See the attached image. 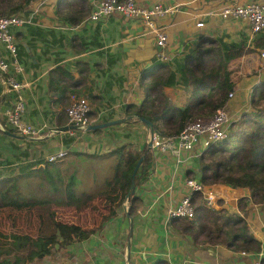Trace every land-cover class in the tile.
Here are the masks:
<instances>
[{
  "label": "crops",
  "instance_id": "0c3cea01",
  "mask_svg": "<svg viewBox=\"0 0 264 264\" xmlns=\"http://www.w3.org/2000/svg\"><path fill=\"white\" fill-rule=\"evenodd\" d=\"M88 1L92 6V0ZM226 1L248 0H138L142 5L159 2L164 6H177L173 12L155 20V24L164 26L166 33L163 52L167 59L161 60L154 56L158 50L154 37L146 42L144 34H151L144 33L145 27L130 17L112 14L102 20L89 22L85 20V16L78 23L70 24L54 13V0H48L46 8H42L40 3L32 2L27 10L31 15L30 22L14 31L18 44V61L23 70L17 75L18 80L23 83L20 92L26 102L23 118L33 124L45 123V131L58 126L52 96L46 89L48 71L57 63H64L76 76L77 67L73 65L74 61L87 63L86 85L83 86L85 89L82 94L86 95L87 91H91L98 101L92 102L95 105V114L90 117L91 124L98 123L100 115L111 116L112 119L124 117L123 104H138L142 98L141 88L138 87L131 96V87L135 90V86H138L139 72L151 60L168 63L169 69H173V60L183 59L188 53L186 51L190 50L187 48L193 42L202 40L205 46L217 44L220 53H235L224 62L225 74L232 84V96H227L223 107L231 116V121L237 120L249 108V97L254 85L264 84V71L259 66L258 58V50L264 46V31L252 32L247 21L243 19L222 18L215 9ZM255 1L264 6V0ZM198 20L202 21V26H196ZM71 35L75 36L77 43H84V49L79 53L69 47ZM111 76L118 77L119 81H114ZM3 88L0 78V122L6 99L9 97ZM163 91L175 105L181 106L184 103L186 92L183 84L165 87ZM171 95H174L173 98ZM65 122L66 120L62 121L60 126ZM137 123L106 126L95 133L89 129L76 128L70 129V132L59 129L64 132L56 131L55 134L44 131L32 139L2 129L0 171H3L2 161L7 162V166H12V163L23 164L26 160L41 159H35L38 154L32 155L31 150L38 148V151H45L46 142L56 150L69 144L74 145L77 139H89L103 134L101 139L108 144L109 134H116L117 127L121 130L135 128L136 131H143L145 126L140 124L142 127L138 128ZM68 137L75 139L73 143H64V139ZM87 148L86 146L85 149ZM197 161L194 159L192 162L197 165ZM152 164L147 179L134 188L133 194L140 202L132 217L121 208L119 212H123L124 216H113L94 229L92 212L83 214L79 209H74L68 216L62 209L65 206L75 208L78 201L86 197L70 202L46 200L23 205L6 204L0 206V233L6 236L26 235L28 238L48 235L54 231V220L92 230L86 239L60 248L53 255L44 256L42 264H148L151 259L148 255L144 259L140 257L139 261L131 262V257L136 253H131L135 250L130 249L134 240L144 241L146 237L147 244H155L154 252L160 257H166L171 264H253L257 254L232 250L223 244L193 242L187 234L182 238L175 234L169 228L168 209L178 202L185 191L182 181L185 175L182 172L184 166L179 170L170 161L153 159ZM191 169L190 163L187 172L191 173ZM231 191H226L227 205L234 207L236 202L238 205L239 199L234 202L235 195L241 196L245 201V209L241 211L238 205L237 212L234 213H239L244 218L252 235L260 241L259 254H263L264 203H253L250 193L242 195L240 188H232ZM56 208H59L58 212ZM250 218H256L258 223L254 224ZM151 231L154 232V237H149ZM163 237L165 242L160 243ZM141 252L150 253V250L144 249ZM24 260L23 254L10 244L0 245V264H26Z\"/></svg>",
  "mask_w": 264,
  "mask_h": 264
},
{
  "label": "trees",
  "instance_id": "16d2710c",
  "mask_svg": "<svg viewBox=\"0 0 264 264\" xmlns=\"http://www.w3.org/2000/svg\"><path fill=\"white\" fill-rule=\"evenodd\" d=\"M32 2L33 0H0V14H10L20 10L27 14ZM53 6L54 13L70 24L78 23L83 17H87L91 10L88 0H54ZM74 38L75 36H70L69 47L79 53L84 49V43H77ZM193 43L192 47L187 48L190 50L186 51L188 53L183 59L173 60V69H169L168 63L155 59L142 69L137 79L142 98L137 105L132 102L123 104L124 118L129 115L143 117L150 122L153 134L173 135L192 119L209 117L217 108L224 106L227 93L232 90V84L225 74L224 62L235 53H220L217 44L205 46L202 40ZM73 65L77 67L76 76L64 63H57L48 71L46 89L52 96L58 126L66 120L65 108L70 101L69 95L82 94L85 89L83 86L86 85L87 63L74 61ZM177 74L186 92L185 101L181 106L171 102L163 91L165 87L177 84ZM84 96L91 103L98 102L91 91H87ZM94 112L91 110L89 115H94ZM244 112L237 120L231 121L224 137L210 141L203 148L197 161L198 178L203 184H224L232 188L247 187L251 201L262 204L264 203L263 83L254 85L249 97V108ZM100 117V122L111 119V116ZM126 122H139V120L131 117V120L130 118L123 120L122 124ZM100 129L96 128L93 131L99 132ZM6 132L13 133V129L7 127ZM72 139V137L65 138L64 143H69ZM128 144H120L102 153L83 154L84 157L92 159L112 157L111 160L114 161L110 163V175L105 177L104 190L97 191V194L106 195L109 206L114 205L113 208L109 207L99 223L100 226L116 212L121 211V200L128 188L131 171L141 154H144V157L135 172L134 187L145 181L152 169L153 157L151 151L147 149V144H143L141 150H137L134 146L127 148ZM75 155L83 157L78 152ZM61 160L65 161L64 158L55 162L44 161L42 158L26 160L24 164L18 165L15 173L0 171V206L23 205L46 200L70 202L89 196L83 190H87L86 186L94 182L93 179L85 176L78 180L77 172L74 171L78 168L73 166L71 159H67L59 169ZM70 167L72 170L67 171ZM62 171H67V174L64 176ZM186 174L191 175L190 171ZM195 199L197 201L192 217H170L169 228L175 234L182 237L187 234L193 242L203 241L208 245L223 244L227 248L244 253L260 252V241L252 235L239 213H230L224 209L212 210L206 208L201 200L196 197ZM139 202L135 194L129 196L126 203L128 215L132 217ZM238 205L241 211L246 207L243 199L239 200ZM53 223L54 231L48 235L28 238L26 235L5 236L0 233V245L10 244L21 252L26 264H42L41 260L44 256L53 255L60 248L86 239L92 232L72 223L59 220ZM153 264L169 263L164 259H156ZM259 264H264V255L259 257Z\"/></svg>",
  "mask_w": 264,
  "mask_h": 264
},
{
  "label": "built area",
  "instance_id": "2783aa9c",
  "mask_svg": "<svg viewBox=\"0 0 264 264\" xmlns=\"http://www.w3.org/2000/svg\"><path fill=\"white\" fill-rule=\"evenodd\" d=\"M176 5L164 6L159 2H153L148 5L139 4L138 0H93L89 14L85 18L89 22H96L112 14H119L124 17H130L140 22L144 27V33H149L154 37L158 48L155 58L167 59L163 52L166 43V33L164 26L155 24V20L176 10ZM36 9H33L35 11ZM215 11L222 18H239L247 21L252 32L258 33L264 31V6L255 0L245 2L226 1L219 5ZM31 20L30 14H24L23 10L10 14H0V78L3 84V90L8 94L6 105L2 111V128L10 127L18 135L32 139L45 131V123L33 124L23 118L26 109L25 98L21 94L23 83L18 80V74H21L22 66L18 61L17 41L15 39V30L21 28ZM202 21L198 20L196 26H202ZM259 66L264 71V46L258 50ZM232 96V90L227 93ZM69 104L65 108L66 122L64 126H79L82 128L90 124L91 107L88 99L83 94L71 93L69 95ZM231 116L224 107L217 108L209 117H196L187 122L184 127L173 135L158 136L148 134L147 140L150 146L153 161H170L178 167L182 166L183 184L185 191L178 202L168 209L169 217H186L194 215L196 199L201 200L206 208L212 210L224 209L227 212H237L238 205L236 200L241 196L235 195L234 207H229L226 203L228 198L226 191L232 192V187L221 184H203L198 177L187 175L191 161L198 160L203 148L212 140L224 137L230 123ZM70 132V128L60 131L56 127L46 129L45 133L55 134V132ZM65 155L63 147L44 156V161L55 162ZM240 190L248 194L247 187H241ZM261 251V250H260ZM264 255L257 254L253 264H259V257Z\"/></svg>",
  "mask_w": 264,
  "mask_h": 264
},
{
  "label": "rangeland",
  "instance_id": "374dc122",
  "mask_svg": "<svg viewBox=\"0 0 264 264\" xmlns=\"http://www.w3.org/2000/svg\"><path fill=\"white\" fill-rule=\"evenodd\" d=\"M33 3H40V6H42V8L43 7L46 8L48 6V5H46V4H48V0H33ZM144 35L146 38V42L148 39H153V36H151V35H146V34H144ZM207 41H209V39H207ZM156 52H155V54H156ZM140 73L141 72H139V74ZM111 77L113 78L114 81H116V80L119 81L118 77H113V76H111ZM177 80H178L177 84H181V82L179 81V77L177 78ZM138 87L140 88L139 85L138 86L136 85L135 90H133L134 87H131L132 88L131 96L133 93H136L135 91L138 90ZM169 96H170V94H169ZM173 96L174 95H171L172 98H173ZM89 104H90L91 109L95 111V105L91 102H89ZM126 119H128V118H126ZM126 119H124V121ZM100 121L101 120H99V122ZM121 123H116L113 125H115V126L118 124L125 125V124H131L134 122H129V123L126 122L124 124H121ZM140 124H142V123L141 122L137 123L138 128L142 127V125H140ZM2 129H7V128H2V124L0 123V130L3 131ZM116 129H117L116 134H113V135L109 134L110 141L108 142V144H106L101 139L103 134H97L96 136H92L89 139H87V138H82L80 140L77 139L74 142V145L69 144V146L68 145L64 146L63 150H65V155L63 158L65 159V161L64 160L59 161L61 163V165H59L60 166L59 169H60L63 167L62 165L64 162H66L67 159H71L73 166L78 168V169H74L75 173L77 172L76 175L78 177V180H81L82 177H85V176H88V178L90 177L91 179H93L94 182H91L90 185L86 186L87 190H83L84 192L88 193L89 196L84 198L82 201L79 200L78 201L79 203L76 205L75 208L73 206H65V208L63 207L62 209L65 210V212L68 216L73 213L74 209H79V212H81L83 214L86 212H92L91 213L92 214L91 215L92 216L91 221L93 223L94 228H96L97 226L100 227L99 223L104 218L103 216L106 215V213L108 212V209H110L109 207H111V208L114 207V205L109 206V202L106 199V195L97 194L98 190H104L103 185H104L105 177H108L110 175V172H111V168H109L110 163H114V161L111 160L112 157H110V158L108 157L107 159H105V158L104 159H92V158L84 157L83 154L102 153V152L107 151V149L113 148V147L118 146L120 144H127V143H129L127 145L128 146L127 148H129L130 146H132V147L134 146L137 150H141L142 145L147 144L146 142H147L149 130L146 126L144 129H142L143 131H141V129H139V130H137L138 132L135 130V128H131V129L125 128V130H121V128L118 129V127H117ZM127 130H129V131L127 132ZM99 131H102V130H99ZM90 132L95 133L93 131V129L90 130ZM13 133L15 134L16 132L13 130ZM124 134H126V136ZM0 139H2V138H0ZM74 140L72 139L71 142L73 143ZM132 142H134L135 145H133ZM45 144H46L45 145V151H42V150L38 151V148H34L31 150L32 155L38 154V155H36V157H34L35 159L37 157L42 158V156H45V155L55 151L54 146H52V145L50 146L48 142H46ZM86 146L88 147L87 149H85ZM77 152L79 154H81L83 157H81L79 155L78 156L75 155V153H77ZM77 159H79V160H77ZM19 161H21V160H19ZM2 162L3 163H2L1 169L3 170V172H12V173H15L17 168H18V165L22 164V163H19V164L12 163V166H7V164H6L7 162H4V161H2ZM67 164L69 165L68 161H67ZM191 168H192L191 169V176L192 177H198L199 176V170H198V166L196 165V163L194 164L191 161ZM69 170H72V167L68 168L67 171H69ZM67 171L66 172L62 171L64 176H65V174H67ZM90 175H92L93 177ZM83 180H86V179L83 178ZM92 184L94 186H91ZM79 185H80V183H79ZM217 185L219 188H221V186H222L221 184H217ZM244 193H246V191ZM240 199H242V198L240 197L239 200ZM52 201H54V200H52ZM89 208L91 211L89 210ZM58 211H59V208H56V212H58ZM116 215H120L121 217L124 216L123 212H119V211L116 212V214L114 216H116ZM56 216H58V215H56ZM68 216H67V218H68ZM58 217L61 218L60 216H58ZM251 220L254 221L253 222L254 224L258 223L256 218H254V219L250 218V221ZM54 221H56V220H54ZM127 226H128V220H127ZM178 236L182 238V236H180V235H178ZM149 237H154L153 231H151V233L149 234ZM168 237H170V236H168ZM132 239H134V235H132ZM147 239H148V237H146L144 241L143 240L139 241L138 239H136L131 243L130 249L135 250V251H131V253L132 252L136 253V255H133L131 257V260H132L131 262H134L137 260L139 261L140 257H141V259H144L148 255V257L151 256V259L149 260L148 264H153V262L156 259H164L165 262H168L169 264H171L169 262V260H167L166 257H160L157 255L156 252H154V249H155L154 245L155 244H152V243L147 244L146 243ZM116 240L120 241V239H116ZM164 242H165V238L163 237L160 243H164ZM144 249L150 250V253H142L141 251ZM173 259H172V261H173Z\"/></svg>",
  "mask_w": 264,
  "mask_h": 264
},
{
  "label": "water",
  "instance_id": "95a60500",
  "mask_svg": "<svg viewBox=\"0 0 264 264\" xmlns=\"http://www.w3.org/2000/svg\"><path fill=\"white\" fill-rule=\"evenodd\" d=\"M130 117H132L131 115H129V116H127V118H130ZM136 118L142 123V124H144L146 127H148V129H149V133H150V136H152V129H151V126H150V122L147 120V119H145V118H143V117H137L136 116ZM124 119H126V118H124V117H121V118H114V119H109V120H107V121H105V122H100V123H95V124H87V125H85V127L84 128H82V129H89V130H92V129H96V128H102V127H106V126H109V125H113V124H116V123H121V122H123V120ZM66 128H70V129H81V127H79V126H74V125H70V126H61V127H59V129H61V130H64V129H66ZM147 147H149L150 146V141L149 140H147ZM143 157H144V154H141L140 156H139V158L137 159V161L135 162V164H134V166H133V169H132V171H131V174H130V180H129V185H128V188H127V190H126V192H125V194H124V196H123V199H122V201H121V207L124 209V210H126V203H127V201H128V199H129V196L131 195V194H133V192H134V175H135V172H136V170H137V168H138V165H139V163L141 162V160L143 159ZM127 213V212H126ZM126 249H127V253H128V245H127V247H126Z\"/></svg>",
  "mask_w": 264,
  "mask_h": 264
},
{
  "label": "clouds",
  "instance_id": "9594fccd",
  "mask_svg": "<svg viewBox=\"0 0 264 264\" xmlns=\"http://www.w3.org/2000/svg\"><path fill=\"white\" fill-rule=\"evenodd\" d=\"M89 101V100H88ZM92 110V109H91ZM108 115V114H107ZM100 116H103V115H100ZM99 116V117H100ZM91 117V116H90ZM134 119H136V117L133 115L132 116ZM111 119H112V117H111ZM130 119H131V117H130ZM140 122V121H139ZM98 123H100V122H98ZM91 124V123H90ZM95 124V123H94ZM144 125V124H143ZM64 126V125H63ZM145 126V125H144ZM56 127V126H55ZM61 127V126H60ZM57 129H59V127H56ZM148 128V127H147ZM94 130V129H93ZM149 130V129H148ZM150 134V133H149ZM43 160H44V158H43ZM230 213H232V212H230Z\"/></svg>",
  "mask_w": 264,
  "mask_h": 264
}]
</instances>
